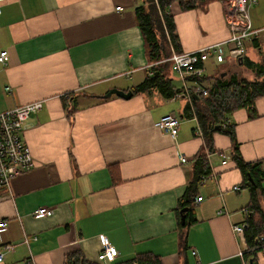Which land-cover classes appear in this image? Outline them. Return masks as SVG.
Returning <instances> with one entry per match:
<instances>
[{
    "label": "crops",
    "instance_id": "0c3cea01",
    "mask_svg": "<svg viewBox=\"0 0 264 264\" xmlns=\"http://www.w3.org/2000/svg\"><path fill=\"white\" fill-rule=\"evenodd\" d=\"M143 1L8 0L4 5L0 53L7 50L9 60L0 62V112L45 100L23 129L34 168L0 188V219L6 221L0 251L14 245L4 251L6 264H64L75 251L99 264L143 255L161 264H245V259L250 264L240 251L249 247L245 220L253 193L236 154L248 163L262 161L264 171V97L255 102L256 116L248 108L227 116L235 140L217 128L206 135L195 97L191 102L167 98L156 88L130 98L104 97L111 89L133 90L152 74L136 15ZM231 2L208 0L185 11L177 3L171 6L183 52L232 35ZM250 18L254 28L264 29V0L250 8ZM247 47L256 59L251 41ZM204 66L206 77L247 74L230 58L218 62L211 56ZM172 73L177 74L171 66L166 74L180 90L183 82ZM166 114L181 119L175 137L157 125ZM202 168L206 173L198 172ZM197 173L193 211L188 207L183 224L179 205ZM41 206L54 214L38 216ZM235 225L244 231L236 232ZM105 239L119 252L113 261L98 259ZM256 257L264 264L263 253Z\"/></svg>",
    "mask_w": 264,
    "mask_h": 264
},
{
    "label": "trees",
    "instance_id": "16d2710c",
    "mask_svg": "<svg viewBox=\"0 0 264 264\" xmlns=\"http://www.w3.org/2000/svg\"><path fill=\"white\" fill-rule=\"evenodd\" d=\"M208 0H144L143 4L136 9L139 25L143 31L146 49L149 57L153 61L152 74L147 76L139 85L135 86L133 92L146 93L152 89H158L167 98L174 96L179 91L172 85V79L167 76L172 63L168 60L173 51L183 52L177 34L174 15L170 8L174 3L179 4L180 9L190 10L198 8ZM253 48L257 52V58L253 59L249 54L238 60V64L243 67L247 74L227 73L217 76L200 77L198 80L207 84V95H196L194 101L197 102L196 113L200 124L207 131L216 130L229 134L235 140L234 129L231 125L223 126L227 116L240 108H248L252 116H256L255 102L264 97V45L259 38L251 41ZM244 72V73H246ZM224 73V72H223ZM199 98V99H197ZM207 139V136H206ZM209 138H208V140ZM210 147L213 148L210 144ZM236 159L244 176L246 185L252 190V204L246 216L245 234L249 248L246 255L253 259V264H257L256 251L262 246L259 236L264 230V208L261 199L264 201V189L261 181L264 179L262 161L245 162L237 152ZM206 173L205 168L198 171ZM202 173V174H203ZM198 174V173H197ZM198 176L191 181L179 209L189 207L190 213L193 211L192 194L199 181ZM252 178L253 181L250 180ZM259 191L261 192L259 194ZM190 214V217H192ZM181 223V220H180ZM180 226H182L180 224ZM185 226H182L183 229ZM182 240L186 244V237L181 233ZM64 264H99L87 260L80 252H71L66 256ZM120 264H161L154 256H138Z\"/></svg>",
    "mask_w": 264,
    "mask_h": 264
},
{
    "label": "built area",
    "instance_id": "2783aa9c",
    "mask_svg": "<svg viewBox=\"0 0 264 264\" xmlns=\"http://www.w3.org/2000/svg\"><path fill=\"white\" fill-rule=\"evenodd\" d=\"M7 1L0 0V16ZM256 3L257 0H232L230 9L235 16L231 14L230 23L234 26V31L226 41L193 51L174 52L166 59L172 63L173 70L183 82L182 88L174 94L175 97L183 96L191 102L196 95L208 94L207 87L198 79L205 75L204 65L211 56H214L218 62H224L228 58L239 60L248 54V42L259 38L264 31V29L254 28L250 18V8ZM118 8L121 9V7ZM8 60V51L2 50L0 62L6 64ZM7 89L10 90L9 87ZM44 105L45 100H36L0 112V188L10 186V181L14 176L34 168L35 158L23 135V129L30 115L40 111ZM180 121L178 115L166 114L158 121L157 125L162 131L175 137L179 132ZM229 122V120H225L223 126H227ZM181 160L187 162L188 159L182 157ZM235 188L239 189V187ZM202 198L198 197L197 201H201ZM36 214L38 216H52L54 209L41 206L37 209ZM5 224L6 221L0 219V228L4 227ZM234 230L242 233L244 228L235 225ZM25 239L28 242V238ZM259 242L264 243V230L259 236ZM261 245L256 251L257 254H264V244ZM13 250L14 245L12 244H6L2 247L0 264H6L4 251L11 252ZM250 250L247 247L240 251V255L243 257ZM118 254L117 248L105 239L104 248L99 253L98 259L103 262L113 261ZM193 254L196 252L193 251ZM244 263L249 264V260L246 259Z\"/></svg>",
    "mask_w": 264,
    "mask_h": 264
},
{
    "label": "water",
    "instance_id": "95a60500",
    "mask_svg": "<svg viewBox=\"0 0 264 264\" xmlns=\"http://www.w3.org/2000/svg\"><path fill=\"white\" fill-rule=\"evenodd\" d=\"M224 74H226V73H223L222 75H224ZM114 94L118 95V96H121L123 98H130V97H132L134 92H133V90L122 91V90H118V89H111L104 97L107 98V97H110V96H112ZM250 180L253 181L252 178H250ZM187 211H188V207H185V208H183L181 210V212L184 213V214H182V222H183V224L186 223V213L185 212H187ZM250 264H253V259L252 258L250 259Z\"/></svg>",
    "mask_w": 264,
    "mask_h": 264
},
{
    "label": "rangeland",
    "instance_id": "374dc122",
    "mask_svg": "<svg viewBox=\"0 0 264 264\" xmlns=\"http://www.w3.org/2000/svg\"><path fill=\"white\" fill-rule=\"evenodd\" d=\"M264 33V32H263ZM264 45V44H263ZM208 74H213V70H210L209 72H208ZM175 77V78H177V77H179L177 74H174V73H172V77ZM173 77V78H174Z\"/></svg>",
    "mask_w": 264,
    "mask_h": 264
},
{
    "label": "bare ground",
    "instance_id": "6f19581e",
    "mask_svg": "<svg viewBox=\"0 0 264 264\" xmlns=\"http://www.w3.org/2000/svg\"><path fill=\"white\" fill-rule=\"evenodd\" d=\"M246 260V259H245Z\"/></svg>",
    "mask_w": 264,
    "mask_h": 264
}]
</instances>
